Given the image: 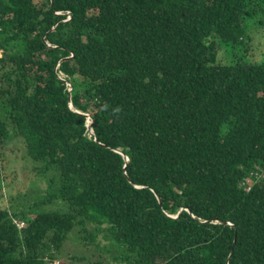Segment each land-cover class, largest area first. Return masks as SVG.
Here are the masks:
<instances>
[{
  "label": "trees",
  "instance_id": "16d2710c",
  "mask_svg": "<svg viewBox=\"0 0 264 264\" xmlns=\"http://www.w3.org/2000/svg\"><path fill=\"white\" fill-rule=\"evenodd\" d=\"M253 28L264 0H0V264H55L77 228L120 264H264ZM20 139L49 189L13 210Z\"/></svg>",
  "mask_w": 264,
  "mask_h": 264
},
{
  "label": "rangeland",
  "instance_id": "374dc122",
  "mask_svg": "<svg viewBox=\"0 0 264 264\" xmlns=\"http://www.w3.org/2000/svg\"><path fill=\"white\" fill-rule=\"evenodd\" d=\"M250 36L253 39L250 45L254 50L252 60L264 61V39H262L264 31L260 34V31L253 28ZM4 155L5 176L7 181L10 182L5 181V188L8 201L12 209L14 208L13 210H22L27 205L29 206L31 203L39 202L42 198L47 197L48 184L42 178L39 179L38 174L33 170V163L28 158L27 150L21 139L7 146L4 149ZM12 197L16 198L14 203H11ZM63 207L64 211L68 210L67 204L47 205L46 209L54 211ZM90 228L94 231L93 227L90 226ZM81 239V228H77L66 244L63 254L60 255L55 264H92L104 260L113 264H120L116 263L114 256L107 252L106 249L112 248V242L103 235L99 239L101 247L87 246ZM76 258L78 259L76 260Z\"/></svg>",
  "mask_w": 264,
  "mask_h": 264
},
{
  "label": "water",
  "instance_id": "95a60500",
  "mask_svg": "<svg viewBox=\"0 0 264 264\" xmlns=\"http://www.w3.org/2000/svg\"><path fill=\"white\" fill-rule=\"evenodd\" d=\"M72 89L70 88V91H71ZM71 107H72V109H75L74 108V104H73V102L71 101ZM78 113H80V114H83V113H81L80 111H77ZM86 115V114H85ZM88 118H89V120H90V124H89V129H90V132H91V135L93 136V135H95V132H94V129H93V124H94V121L92 120V117L90 116V115H86ZM126 159H127V161L129 162L130 161V159H129V157L128 156H126ZM178 218V217H177Z\"/></svg>",
  "mask_w": 264,
  "mask_h": 264
},
{
  "label": "built area",
  "instance_id": "2783aa9c",
  "mask_svg": "<svg viewBox=\"0 0 264 264\" xmlns=\"http://www.w3.org/2000/svg\"><path fill=\"white\" fill-rule=\"evenodd\" d=\"M1 57H2V51H0V58ZM246 182L249 185L247 189L251 190V188L253 187V184H254L253 181L251 179H248Z\"/></svg>",
  "mask_w": 264,
  "mask_h": 264
},
{
  "label": "clouds",
  "instance_id": "9594fccd",
  "mask_svg": "<svg viewBox=\"0 0 264 264\" xmlns=\"http://www.w3.org/2000/svg\"><path fill=\"white\" fill-rule=\"evenodd\" d=\"M0 51H1V50H0ZM2 57H3V52H2ZM2 57H1V58H2ZM89 124H90V123H89ZM252 181H253V180H252ZM253 183H254V182H253ZM253 185H254V184H253Z\"/></svg>",
  "mask_w": 264,
  "mask_h": 264
}]
</instances>
